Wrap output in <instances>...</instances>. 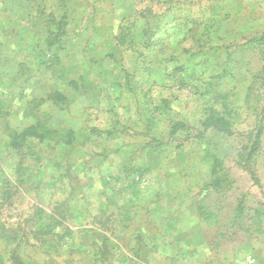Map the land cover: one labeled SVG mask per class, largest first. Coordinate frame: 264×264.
Listing matches in <instances>:
<instances>
[{
	"label": "rangeland",
	"instance_id": "374dc122",
	"mask_svg": "<svg viewBox=\"0 0 264 264\" xmlns=\"http://www.w3.org/2000/svg\"><path fill=\"white\" fill-rule=\"evenodd\" d=\"M2 17L36 33L28 104L0 116V264H150L152 228L182 219L264 264V0H0ZM10 43L0 29V64Z\"/></svg>",
	"mask_w": 264,
	"mask_h": 264
},
{
	"label": "crops",
	"instance_id": "0c3cea01",
	"mask_svg": "<svg viewBox=\"0 0 264 264\" xmlns=\"http://www.w3.org/2000/svg\"><path fill=\"white\" fill-rule=\"evenodd\" d=\"M1 19L3 21H0L2 34L4 38H9L11 41L10 50L6 53L7 57H4L3 62L0 64V112H3V114L0 113V116L4 115L7 117L14 112V109L15 111L18 110V106L21 104H28L26 95H23L25 93L21 92L24 89L21 80L29 78V75L25 72L27 67L24 65L26 63L30 64V60H28L29 51L24 49L27 37L29 35L33 36L36 31L35 28L27 27L21 18L15 19L12 17L5 19L2 17ZM63 21L60 20L58 27L61 28L64 23ZM59 31L60 33L62 32L61 29H58L57 33H53L48 38L50 46L57 43L56 41L55 44H52L51 41L54 36L59 34ZM34 62L35 60H31V63ZM23 73H25V76L22 75ZM60 91H53L51 89L48 97L40 99L41 104H43V99L46 104L49 103V101L47 102V98L51 102L57 103L53 99V94ZM188 223L187 219H182V221L176 224L170 225L168 221V223L162 222V224H157L152 228L151 232H154V236L152 238L153 252H151L150 264H239L237 261L226 262V260H223L221 253H215L213 250L206 248L202 243L199 245L196 242L197 234L191 235L190 231H188V226H191ZM192 225H195V223H192ZM240 264L247 263L241 262Z\"/></svg>",
	"mask_w": 264,
	"mask_h": 264
},
{
	"label": "trees",
	"instance_id": "16d2710c",
	"mask_svg": "<svg viewBox=\"0 0 264 264\" xmlns=\"http://www.w3.org/2000/svg\"><path fill=\"white\" fill-rule=\"evenodd\" d=\"M64 24V23H63ZM61 34H58L57 36H54L51 41L52 44H55L56 41L58 39H60ZM54 97L57 99H64L63 94L61 93H56L54 95ZM207 127L209 126H214V128H216L219 132H224L227 134H231L232 133V129H231V121L228 120L227 118L220 116L218 114H212L207 120H206V124ZM37 128H35V125H31L29 126L26 130H25V134H29V135H36ZM38 135V134H37Z\"/></svg>",
	"mask_w": 264,
	"mask_h": 264
},
{
	"label": "built area",
	"instance_id": "2783aa9c",
	"mask_svg": "<svg viewBox=\"0 0 264 264\" xmlns=\"http://www.w3.org/2000/svg\"><path fill=\"white\" fill-rule=\"evenodd\" d=\"M250 261H251V262H254V260H253V259H251Z\"/></svg>",
	"mask_w": 264,
	"mask_h": 264
}]
</instances>
